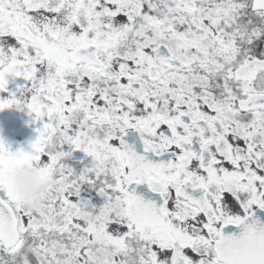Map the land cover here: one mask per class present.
<instances>
[{
    "label": "snow or ice",
    "instance_id": "1",
    "mask_svg": "<svg viewBox=\"0 0 264 264\" xmlns=\"http://www.w3.org/2000/svg\"><path fill=\"white\" fill-rule=\"evenodd\" d=\"M12 107L36 135L0 136V264H264V0H0Z\"/></svg>",
    "mask_w": 264,
    "mask_h": 264
},
{
    "label": "rangeland",
    "instance_id": "2",
    "mask_svg": "<svg viewBox=\"0 0 264 264\" xmlns=\"http://www.w3.org/2000/svg\"><path fill=\"white\" fill-rule=\"evenodd\" d=\"M27 83L22 78L12 90H9V93L15 92L19 96V90ZM32 121L33 116L29 114V110L26 107H12L0 111V136L5 139L11 150L16 151L22 146L27 148L29 141L25 140L24 133H20L19 130L29 126H35ZM80 156H83V154H73V158Z\"/></svg>",
    "mask_w": 264,
    "mask_h": 264
},
{
    "label": "clouds",
    "instance_id": "3",
    "mask_svg": "<svg viewBox=\"0 0 264 264\" xmlns=\"http://www.w3.org/2000/svg\"><path fill=\"white\" fill-rule=\"evenodd\" d=\"M15 191L31 207L43 205L50 195V183L35 166L22 165L10 174Z\"/></svg>",
    "mask_w": 264,
    "mask_h": 264
},
{
    "label": "water",
    "instance_id": "4",
    "mask_svg": "<svg viewBox=\"0 0 264 264\" xmlns=\"http://www.w3.org/2000/svg\"><path fill=\"white\" fill-rule=\"evenodd\" d=\"M25 132H26V139L32 140L36 135L35 128H28L25 130ZM126 139L128 140L129 143H132L137 146L139 145V136L138 133H136L135 131H130Z\"/></svg>",
    "mask_w": 264,
    "mask_h": 264
},
{
    "label": "flooded vegetation",
    "instance_id": "5",
    "mask_svg": "<svg viewBox=\"0 0 264 264\" xmlns=\"http://www.w3.org/2000/svg\"><path fill=\"white\" fill-rule=\"evenodd\" d=\"M21 79V77L10 76L8 90H12L21 81Z\"/></svg>",
    "mask_w": 264,
    "mask_h": 264
}]
</instances>
